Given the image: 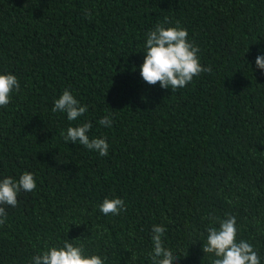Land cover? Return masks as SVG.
<instances>
[{
	"label": "trees",
	"instance_id": "trees-1",
	"mask_svg": "<svg viewBox=\"0 0 264 264\" xmlns=\"http://www.w3.org/2000/svg\"><path fill=\"white\" fill-rule=\"evenodd\" d=\"M157 24L186 29L212 71L174 92L144 82ZM260 54L264 0H0V74L20 85L0 107V180L27 171L37 184L3 206L0 264H31L65 240L105 264H150L153 225L175 264H211L207 229L228 215L264 264ZM65 90L87 106L76 121L52 111ZM86 122L107 156L65 142ZM106 198L126 210L103 215Z\"/></svg>",
	"mask_w": 264,
	"mask_h": 264
},
{
	"label": "clouds",
	"instance_id": "clouds-1",
	"mask_svg": "<svg viewBox=\"0 0 264 264\" xmlns=\"http://www.w3.org/2000/svg\"><path fill=\"white\" fill-rule=\"evenodd\" d=\"M90 15V14H89ZM199 47L188 40V32L179 26L165 27L157 24L154 30L146 34L145 56L139 66L142 80L148 85L159 83L163 89L172 92L186 87L194 77L201 73H210V66H202L198 57ZM248 52V51H247ZM255 65L264 72V54L256 56ZM20 88L17 77L13 74H0V107H7L14 92ZM87 106L81 105L68 90L63 91L55 100L53 113H65L69 121H76L87 112ZM111 116H104L99 124L112 126ZM92 128L91 122L75 127H68L64 136L66 143H79L100 156H107L109 144L104 138L90 139L88 133ZM37 188L35 176L31 172H24L19 179L5 177L0 180V225L7 218L4 205L16 207L18 194L21 191L34 192ZM124 201L120 198L104 199L99 205V211L105 215H119L125 211ZM219 227L207 229L206 241L202 251L214 258L211 264H261L259 255L253 246L244 240L237 241V222L234 216L228 215L224 219L214 218ZM166 229L162 225H153L151 232L152 250L148 253L150 264H175L178 255L164 247L162 237ZM83 245H74L65 240L60 247L51 246L47 250L33 256L31 264H105L99 255H86Z\"/></svg>",
	"mask_w": 264,
	"mask_h": 264
}]
</instances>
